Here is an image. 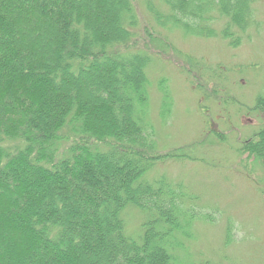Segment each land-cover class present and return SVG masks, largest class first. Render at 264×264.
<instances>
[{
  "label": "trees",
  "instance_id": "16d2710c",
  "mask_svg": "<svg viewBox=\"0 0 264 264\" xmlns=\"http://www.w3.org/2000/svg\"><path fill=\"white\" fill-rule=\"evenodd\" d=\"M253 2L0 0V264H177L193 197L144 176L191 156L189 145L158 149L147 68L174 55L173 30L210 38L222 22L220 36L240 45ZM157 84L165 119L172 101ZM240 151L264 162V128ZM128 207L147 216L139 241L125 231Z\"/></svg>",
  "mask_w": 264,
  "mask_h": 264
},
{
  "label": "rangeland",
  "instance_id": "374dc122",
  "mask_svg": "<svg viewBox=\"0 0 264 264\" xmlns=\"http://www.w3.org/2000/svg\"><path fill=\"white\" fill-rule=\"evenodd\" d=\"M252 7L256 24L239 35L240 45L220 36L222 22L210 38L173 30L174 55L167 50V60L155 59L147 68L148 119L158 149L189 145L191 156L157 161L144 176L180 182L193 197V234L173 249L177 264H264V162L240 151L243 140L264 128V106L256 108L264 97V0ZM186 63L192 70L181 68ZM157 81L166 83L172 101L165 119ZM146 218L128 207L126 233L139 241Z\"/></svg>",
  "mask_w": 264,
  "mask_h": 264
}]
</instances>
